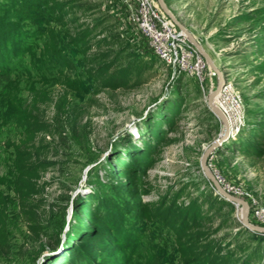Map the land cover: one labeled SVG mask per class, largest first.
I'll list each match as a JSON object with an SVG mask.
<instances>
[{"label":"rangeland","instance_id":"374dc122","mask_svg":"<svg viewBox=\"0 0 264 264\" xmlns=\"http://www.w3.org/2000/svg\"><path fill=\"white\" fill-rule=\"evenodd\" d=\"M7 1L0 0V9L15 2ZM163 1L230 86L225 96L205 57L201 78L164 65L130 20L125 0H56L27 9L14 4L34 37L11 76L20 96L0 110L12 113L0 115V264L75 260L88 224L87 214H76L81 199L107 214L126 246L74 264H198L210 251L207 257L221 264H264V233L243 225V205L224 197L203 169L209 150L206 165L215 180L248 204L251 224L264 227L251 212L254 203L264 208V0ZM84 33L86 39L78 35ZM103 40L117 60L113 73L131 71L140 85L104 87L93 75L95 49L87 44ZM216 90L214 104L223 115L220 103L233 97L242 114L234 133L212 148L226 130L209 107ZM18 113L49 127L31 133ZM155 148L157 159L138 160ZM24 152L47 163L41 191L28 198L16 185ZM151 160L136 186L121 176L120 165L138 168ZM157 204L168 213L156 211ZM50 222L51 235L40 233Z\"/></svg>","mask_w":264,"mask_h":264},{"label":"trees","instance_id":"16d2710c","mask_svg":"<svg viewBox=\"0 0 264 264\" xmlns=\"http://www.w3.org/2000/svg\"><path fill=\"white\" fill-rule=\"evenodd\" d=\"M7 1V0H6ZM15 2L10 3L3 9H0V110L1 108H10L15 103V100L20 96L21 90L19 84H15L11 80L12 75L18 74L19 58L22 55L27 54L31 44V38L34 34H29L26 30V25L23 23L24 16L19 10L14 9V4H18L19 8L27 9L31 6H45L50 2L56 0H14ZM8 2V1H7ZM2 6V5H1ZM3 10V11H1ZM32 18L28 16L27 19ZM19 19V21H18ZM74 26H77L74 25ZM86 39L85 33L78 34ZM34 37V36H33ZM90 50H94V55L91 54L90 64L96 66L93 71V75L98 77L102 81V85L105 86H117L123 87L130 84L135 86L140 85V79L138 77L132 76L131 71L124 70V77H120V72L113 73L115 67V55L109 51L108 44L105 40L89 42L87 44ZM45 68V65H42V69ZM108 74V75H107ZM133 78V80H132ZM128 88V87H127ZM1 113V116H10L12 113L7 111L5 115ZM14 118V117H13ZM18 122L22 126H29L31 128V133H43L47 130L49 125L44 123L39 119L27 118L23 114L18 113L17 115ZM0 121H3V117L0 118ZM162 142V143H161ZM166 142V141H165ZM158 143L164 144V140H158ZM160 145V144H159ZM159 149L148 150L145 155H139L138 160L143 162L145 158H154L157 159ZM21 156H25L26 160L18 164V172L20 176L16 180V185L20 188L21 192H25L28 196H32L41 191V185H39L41 178V173L46 171L47 163L40 158L35 159V154L24 152L21 153ZM117 161V160H116ZM154 164V160L149 161L147 165L141 163L137 168L136 165L131 164H122L119 167L121 170V176L127 178L130 181L131 186H136L139 183L138 180H143L148 176V171L151 169ZM142 197V194L139 195V198ZM38 204H34L33 209H38ZM76 214L85 213L87 214V227L83 230V233L80 235V238L75 246L76 256L75 260L69 261L65 264H74L73 261L79 259L82 260L83 257L88 260L90 256L96 254V258L100 254L113 252L115 255L117 253L119 246L125 247L126 243L122 238L121 234L117 232L114 225L108 220L107 214H105L101 208L94 207L92 203H85V200L81 199L76 203ZM156 211H160L162 214H167L168 209L165 206L162 207L161 204L153 205ZM113 219L119 222V217H115V213L112 214ZM172 217H170L171 219ZM54 220V219H53ZM52 220V221H53ZM51 222L41 229L40 233H43L46 236L51 235ZM54 224V223H53ZM58 239V235L56 236ZM56 239V240H57ZM59 239L56 244H58ZM98 242H104L99 243ZM55 244V245H56ZM101 245V246H100ZM100 247V248H99ZM55 248V246L53 247ZM211 253L208 252V255ZM222 254V253H221ZM228 254V253H227ZM201 256L198 260V264H221L218 261H213L208 258V256ZM227 256V255H226ZM226 256L219 255L218 258H224ZM212 257V255H209ZM218 260V259H217ZM78 261V262H79ZM49 264V263H43ZM56 264V263H52ZM244 264V263H241Z\"/></svg>","mask_w":264,"mask_h":264},{"label":"built area","instance_id":"2783aa9c","mask_svg":"<svg viewBox=\"0 0 264 264\" xmlns=\"http://www.w3.org/2000/svg\"><path fill=\"white\" fill-rule=\"evenodd\" d=\"M125 3L129 8L130 20L148 40L153 54L164 65L174 71L179 70L191 76L203 77L206 69L204 56L191 47L184 33L162 13L156 0H125ZM229 89L230 86L223 83L221 95L226 94ZM226 102L222 100L220 107L229 120L232 130H235L237 119L242 114L241 102L235 97L230 102ZM251 208L253 217L264 225V208L257 203Z\"/></svg>","mask_w":264,"mask_h":264},{"label":"water","instance_id":"95a60500","mask_svg":"<svg viewBox=\"0 0 264 264\" xmlns=\"http://www.w3.org/2000/svg\"><path fill=\"white\" fill-rule=\"evenodd\" d=\"M157 1H159V3L161 4V7H162V9H163V11L170 17V19L175 23V25H177V27L184 33V35L190 40V42L199 50V52H200V54L201 55H203L206 59H207V61L209 62V64H210V66L215 70V71H217V73H218V75H219V78H220V80H221V83H220V86H219V90H220V87H222L223 86V77H222V74L218 71V69L215 67V65L213 64V62L207 57V55L201 50V47H200V45L197 43V41L195 40V38L175 19V17L173 16V15H171V13H170V11L168 10V7L166 6V4L164 3V1L163 0H157ZM219 90H216V91H219ZM209 107L215 112V114L218 116V117H220L219 116V112H220V114H221V116H222V118H220L222 121H223V123H225V128H226V130L223 132V134L220 136V139L214 144V146H219V145H221L224 141H226L229 137H230V135H229V131H231L230 132V134L234 131V130H232V128H229V125H228V123H227V121H226V119H225V117H224V115L222 114V112L219 110V109H217V108H215V107H213L211 104H209ZM213 146V147H214ZM215 147V148H216ZM207 154L205 153V155H204V158H203V169H204V171H205V173H206V175H207V177L213 182V184L215 185V187L220 191V193L224 196V197H226L229 201H231L232 203H235V204H237V205H243V207H244V213H243V215H242V217H241V219H242V223H243V225L244 226H246L248 229H250V230H253V231H256V232H259V233H264V227H260V226H255V225H253V224H251V222L249 221V206H248V204L244 201V203H242V201L240 200V199H237V198H234V197H232V196H230V195H228L222 188H221V186L219 185V183L215 180V178H214V176L211 174V172H210V170H209V168L207 167V165H206V160H207ZM55 245H53V246H50V247H47L44 251V253H43V255L41 256V259H43V258H45L47 255H49L50 253H51V251H52V249H53V247H54Z\"/></svg>","mask_w":264,"mask_h":264},{"label":"bare ground","instance_id":"6f19581e","mask_svg":"<svg viewBox=\"0 0 264 264\" xmlns=\"http://www.w3.org/2000/svg\"><path fill=\"white\" fill-rule=\"evenodd\" d=\"M158 2H159V1H158ZM220 90H221V89H220ZM218 93H219V91H218V92H217V93L211 98L210 103H209V104H211L213 107H215V108H217V109H219V108L214 104V98L218 95ZM219 110H220V109H219ZM218 114H219L220 117H222L221 114H220V112H219ZM224 117H225V116H224ZM226 118H227V117H226ZM226 118H225V119H226ZM226 121H227V119H226ZM228 121H229V120H228ZM228 121H227V123L230 124V122H228ZM229 124H228V125H229ZM230 126H231V124H230ZM229 128H230V127H229ZM229 133H230V131H229ZM235 141H236V140H235ZM214 147H216V146H214ZM214 147H212V148H214ZM210 150H211V149H210ZM209 152H210V151L208 150V151L206 152V154L208 155ZM242 203H244V201H242ZM243 213H244V207H243L242 215H243Z\"/></svg>","mask_w":264,"mask_h":264}]
</instances>
